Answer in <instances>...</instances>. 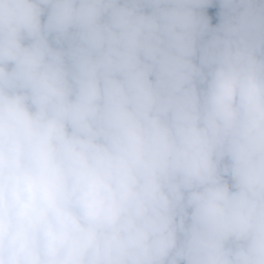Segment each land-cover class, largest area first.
Here are the masks:
<instances>
[{
    "label": "clouds",
    "instance_id": "9594fccd",
    "mask_svg": "<svg viewBox=\"0 0 264 264\" xmlns=\"http://www.w3.org/2000/svg\"><path fill=\"white\" fill-rule=\"evenodd\" d=\"M0 264H264V0H0Z\"/></svg>",
    "mask_w": 264,
    "mask_h": 264
},
{
    "label": "trees",
    "instance_id": "16d2710c",
    "mask_svg": "<svg viewBox=\"0 0 264 264\" xmlns=\"http://www.w3.org/2000/svg\"><path fill=\"white\" fill-rule=\"evenodd\" d=\"M217 10H218L217 8H211V9H209V14L212 16V23L213 24H216L218 22L217 17L215 15V13L217 12Z\"/></svg>",
    "mask_w": 264,
    "mask_h": 264
}]
</instances>
